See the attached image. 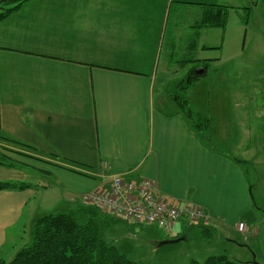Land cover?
I'll list each match as a JSON object with an SVG mask.
<instances>
[{
  "label": "crops",
  "instance_id": "1",
  "mask_svg": "<svg viewBox=\"0 0 264 264\" xmlns=\"http://www.w3.org/2000/svg\"><path fill=\"white\" fill-rule=\"evenodd\" d=\"M186 4L221 6L28 0L0 18V133L24 145H2L0 183L27 185L0 191V261L13 258L9 244L23 225L86 204L83 196L106 189L109 176L150 180L171 204L200 207L205 225L248 206V185L233 158L201 143L177 106H163L174 52L171 40L160 65L161 39L169 17ZM6 9L0 5V14ZM201 13L190 26L196 34ZM37 173L53 179L41 214L30 202L44 196L37 186L49 184Z\"/></svg>",
  "mask_w": 264,
  "mask_h": 264
},
{
  "label": "rangeland",
  "instance_id": "2",
  "mask_svg": "<svg viewBox=\"0 0 264 264\" xmlns=\"http://www.w3.org/2000/svg\"><path fill=\"white\" fill-rule=\"evenodd\" d=\"M215 1L227 8L223 28H201L196 34L190 26L200 9L204 11L198 5L186 4L174 19L169 17L166 36L161 39L160 65L172 40L171 78L164 88L186 100L183 108L198 126L201 141L218 155L237 161L248 185L250 203L236 210L232 207L206 226L190 225L187 218L177 220L172 234L184 235V240L160 246L167 236L159 226L133 220L112 222L104 232L105 241L137 263H202L208 257L224 255L230 260L264 264V8L259 0ZM192 44L195 46L190 48ZM181 60L185 62L178 63ZM204 61L206 72L180 88L178 84L190 70ZM201 68L194 69L195 73ZM36 176L42 178L40 173ZM42 179L49 185L37 186L39 194L53 187L52 178ZM49 195L52 199V190ZM46 198L44 193L30 202L39 214L44 211L41 203L47 202ZM238 222L245 224V234L236 230ZM25 226L9 244V259L31 242V227Z\"/></svg>",
  "mask_w": 264,
  "mask_h": 264
},
{
  "label": "trees",
  "instance_id": "3",
  "mask_svg": "<svg viewBox=\"0 0 264 264\" xmlns=\"http://www.w3.org/2000/svg\"><path fill=\"white\" fill-rule=\"evenodd\" d=\"M27 1L28 0L0 1V5L7 7L6 12L0 14V18L22 7ZM259 1L264 8V0ZM226 12L227 8L224 6H205L198 28H223L225 26ZM203 49L207 48L203 47ZM180 62L184 63L185 61L181 60ZM204 67H206V65L203 66L202 75L206 72ZM194 69H196V67H193V70H190V73L178 84L180 88H182L183 85H190L191 82L197 80V78L201 76L197 71L195 73ZM185 102L186 100H181L177 95L167 93L163 106L170 111L173 109V106H177V109L188 122L191 130L202 140L197 133L198 126L195 124L189 111L183 108ZM201 143L203 142L201 141ZM11 144L24 146L0 133V164L4 162L2 161L3 156L1 154V150H3L2 145ZM204 145L210 149L208 145ZM234 162L237 164V161L234 160ZM26 187V184L0 183V191L24 189ZM181 206L182 205H180V207ZM183 219L184 217L180 220L182 221ZM116 220L119 219L106 213L99 207L87 203L56 213L38 216L32 221L30 226L31 242L18 250L9 262L0 261V264H144L129 260L113 245L107 244L105 241V230ZM189 224L207 225L199 221L189 222ZM164 234L166 233L164 232ZM176 238H179V236H174L172 239ZM190 264L250 263L230 260L224 255H219L208 257L202 263L193 260Z\"/></svg>",
  "mask_w": 264,
  "mask_h": 264
},
{
  "label": "built area",
  "instance_id": "4",
  "mask_svg": "<svg viewBox=\"0 0 264 264\" xmlns=\"http://www.w3.org/2000/svg\"><path fill=\"white\" fill-rule=\"evenodd\" d=\"M106 189L96 190L83 197L85 203L99 207L101 210L121 220H133L159 226L172 235L173 224L181 218L188 222L206 221L202 209L191 204L177 207L163 197L148 179L136 183L127 182L120 176H109ZM236 230L244 232L245 224L240 222Z\"/></svg>",
  "mask_w": 264,
  "mask_h": 264
},
{
  "label": "water",
  "instance_id": "5",
  "mask_svg": "<svg viewBox=\"0 0 264 264\" xmlns=\"http://www.w3.org/2000/svg\"><path fill=\"white\" fill-rule=\"evenodd\" d=\"M202 72H203L202 69H200V70L197 71L198 74H201ZM181 240H184V238H183V237H182V238L179 237V238H176V239L164 240V241H162V242L159 244V246H160V245H164V244L177 243V242H180Z\"/></svg>",
  "mask_w": 264,
  "mask_h": 264
},
{
  "label": "bare ground",
  "instance_id": "6",
  "mask_svg": "<svg viewBox=\"0 0 264 264\" xmlns=\"http://www.w3.org/2000/svg\"><path fill=\"white\" fill-rule=\"evenodd\" d=\"M206 217V221H201L202 223H206L207 222V220H208V217L207 216H205ZM239 232V231H238ZM245 232H246V228H245V230H244V232H240V233H242V234H245ZM167 236H171V235H167ZM170 240V239H169Z\"/></svg>",
  "mask_w": 264,
  "mask_h": 264
}]
</instances>
